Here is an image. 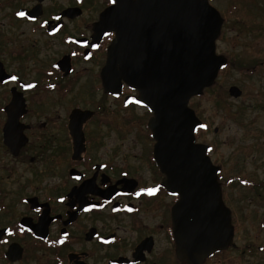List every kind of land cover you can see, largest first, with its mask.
<instances>
[{"label":"flooded vegetation","instance_id":"1","mask_svg":"<svg viewBox=\"0 0 264 264\" xmlns=\"http://www.w3.org/2000/svg\"><path fill=\"white\" fill-rule=\"evenodd\" d=\"M205 1L222 18L221 35L227 22L214 6L217 0ZM252 3L262 7L264 0ZM116 5L117 0H0V264H242L256 251L264 254V245L255 246L264 240V156L256 162V179L242 180L224 173L205 144L219 169L231 240L202 255L191 228L192 245L182 246L175 209L181 190L164 187L153 159L152 113L135 101V89L121 82L116 95L102 84L116 33L97 32L95 25ZM158 18L152 47L165 48L164 10ZM240 20V30L250 29ZM251 26L258 33L264 29ZM116 103L122 111L142 109L145 123L135 126L129 117L118 127ZM84 112L90 116L80 117ZM207 128L202 121L196 143ZM139 138L145 156H131ZM255 210L261 215L245 240L246 219Z\"/></svg>","mask_w":264,"mask_h":264},{"label":"water","instance_id":"2","mask_svg":"<svg viewBox=\"0 0 264 264\" xmlns=\"http://www.w3.org/2000/svg\"><path fill=\"white\" fill-rule=\"evenodd\" d=\"M162 10L168 46L153 48ZM101 18L96 31L116 33L101 73L103 87L119 95L124 83L138 91L135 101L152 113L148 129L155 141L153 159L165 176L164 187L170 193L181 190L182 200L175 209L180 214L182 246L190 248L189 229L196 228L202 255L223 249L230 243L232 227L220 200L219 169L206 155L208 148L195 143L194 131L201 122L188 106L190 99L213 85L226 66V59L215 53L222 26L219 13L205 0H117ZM228 92L233 98L241 95L235 86ZM194 198L199 200L193 202Z\"/></svg>","mask_w":264,"mask_h":264},{"label":"rangeland","instance_id":"3","mask_svg":"<svg viewBox=\"0 0 264 264\" xmlns=\"http://www.w3.org/2000/svg\"><path fill=\"white\" fill-rule=\"evenodd\" d=\"M103 1L105 0H101ZM236 1L217 0L214 4L227 22V27L223 28L216 42V53L224 56L229 65L219 74L210 89L190 101V107L208 127L204 133L200 132L197 139L199 143L213 148L211 159L221 164L224 173H238L234 177L254 181L252 179H256L254 177L259 173L255 168L256 162L264 156V67L258 68L260 62H264V29L258 33L251 25L264 24V4L261 7L260 4L252 3L257 0L250 4L249 0ZM242 1L248 4H242ZM240 19L246 20L250 29L240 30L237 24ZM231 86L241 90L240 98L234 99L228 94ZM121 108L116 103L118 127L127 124L129 117L135 120V126L145 123L146 119H141L142 109L122 111ZM122 142L123 139L118 134L117 149L123 152L125 144ZM129 151L131 156H145L146 153L140 138ZM233 188L241 187L234 184ZM249 212L251 217L246 219L248 225L245 226L250 234L245 235V240L252 235L253 228L258 223V215H261V210ZM259 245L263 246L264 240L255 244ZM242 264H264V254L256 251L254 258L246 257Z\"/></svg>","mask_w":264,"mask_h":264},{"label":"snow or ice","instance_id":"4","mask_svg":"<svg viewBox=\"0 0 264 264\" xmlns=\"http://www.w3.org/2000/svg\"><path fill=\"white\" fill-rule=\"evenodd\" d=\"M19 15H24L23 13H20ZM13 79H15V78H13Z\"/></svg>","mask_w":264,"mask_h":264}]
</instances>
